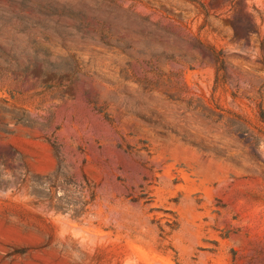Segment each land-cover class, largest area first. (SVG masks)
<instances>
[{"label":"rangeland","instance_id":"obj_1","mask_svg":"<svg viewBox=\"0 0 264 264\" xmlns=\"http://www.w3.org/2000/svg\"><path fill=\"white\" fill-rule=\"evenodd\" d=\"M0 264H264V0H0Z\"/></svg>","mask_w":264,"mask_h":264}]
</instances>
